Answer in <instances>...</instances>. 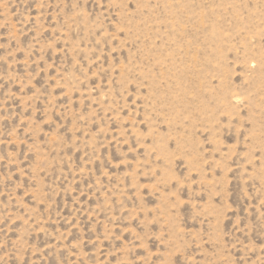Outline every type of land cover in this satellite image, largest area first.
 <instances>
[{"label":"rangeland","instance_id":"obj_1","mask_svg":"<svg viewBox=\"0 0 264 264\" xmlns=\"http://www.w3.org/2000/svg\"><path fill=\"white\" fill-rule=\"evenodd\" d=\"M0 264H264V0H0Z\"/></svg>","mask_w":264,"mask_h":264}]
</instances>
